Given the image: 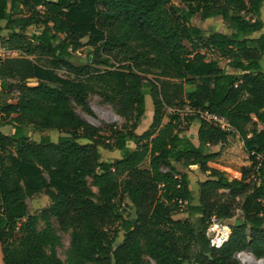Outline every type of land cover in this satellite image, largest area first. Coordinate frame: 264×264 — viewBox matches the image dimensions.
I'll use <instances>...</instances> for the list:
<instances>
[{
    "label": "trees",
    "instance_id": "1",
    "mask_svg": "<svg viewBox=\"0 0 264 264\" xmlns=\"http://www.w3.org/2000/svg\"><path fill=\"white\" fill-rule=\"evenodd\" d=\"M174 1L0 0V47L16 54L0 58V129H15L0 131V264H240L246 251L264 259V33L253 37L264 28V0ZM196 16L221 17L231 33L206 35L191 23ZM84 47L94 62L80 63ZM145 91L152 121L137 135ZM90 95L126 122L110 128L111 146L75 111L92 115ZM175 107L222 117L231 131L197 119L196 145L179 114L166 115ZM27 126L64 136L33 143ZM232 134L250 166L229 180L208 166L219 153L205 148ZM99 147L121 157L102 161ZM193 167L207 174L197 196ZM39 194L49 205L29 214L27 200ZM182 207L187 218L175 219ZM238 212L228 241L211 248L208 225ZM52 219L70 235L65 261Z\"/></svg>",
    "mask_w": 264,
    "mask_h": 264
},
{
    "label": "rangeland",
    "instance_id": "2",
    "mask_svg": "<svg viewBox=\"0 0 264 264\" xmlns=\"http://www.w3.org/2000/svg\"><path fill=\"white\" fill-rule=\"evenodd\" d=\"M174 5H179V2L176 0L173 2ZM260 20L264 22V8L262 11V14H260ZM191 23L196 26L198 29L205 32L206 35H210L212 33H220V34H227L229 35L231 33V30L228 27V23L225 22L221 17L208 19V20H202L198 16L194 17L191 20ZM4 22H0V25H3ZM264 24V23H263ZM2 28V27H0ZM34 29H29L27 34H30ZM264 33V28L257 34H255L253 37H257L260 34ZM7 37V31H1L0 32V40L5 39ZM86 42L85 40L83 41ZM6 57H16V54H9L7 51L4 50V48L0 47V58H6ZM209 59H216L219 62V66L225 70H230L226 66V61L218 59L216 56L209 55ZM97 58L93 54V49L90 47H84L80 51L79 61L80 63H87V62H94ZM263 72H264V56L261 60ZM101 68V67H98ZM102 69V68H101ZM59 75L61 77H66V73L64 70L59 72ZM149 80H152L153 77H149ZM28 85L34 86L36 85V81H28ZM187 88H191L190 86H187ZM146 92V106H147V112L145 117L141 120L138 127L135 129L134 133L137 135H141L143 132H145L152 121V106H151V100L150 97ZM88 106L90 108V111L92 115L86 114L80 107L75 106L76 113L86 122L90 123L91 125L100 128L101 129V135L104 136V142L109 144L111 146L113 140L112 138H109L110 136V128L118 129L125 127L126 122L117 115L116 108L114 106H111L109 104H105L103 100L98 95H90L87 100ZM178 111V113L176 112ZM174 113L179 114V117L181 119V128L184 129L186 127L187 130L183 132V135L191 137L194 141V143L197 145L196 140V130L198 127L197 119L193 116H190L188 112L185 109H182L181 107H175V108H168L166 109V115H172ZM167 119H164V122H166ZM4 126L0 129L2 134L11 136L15 133V129L8 125L7 122L3 123ZM130 126V125H127ZM24 133L28 137L30 142L33 143H39L43 138H46L49 141L55 142L59 137L64 136L63 133L57 132V131H44V132H38L34 130L31 126H27L24 128ZM229 142L230 144L226 143L227 146V152H225L224 159L219 160V157L223 153L224 147L219 146H209L205 148L206 153L214 152L219 153V157L215 159L212 163L214 169L219 170L220 172L225 173L226 177L229 180L237 179L236 178V171L240 172V166L242 163L248 161V155L244 152L242 143L238 140L237 136L235 134H232L229 136ZM228 139V138H227ZM81 143H86V141L82 140ZM241 143V144H240ZM130 149H134V146L132 144H129ZM98 151L101 155L102 161H114L116 159H119L121 157V154L119 151L115 149H105L103 147H99ZM178 170L184 172L185 170L181 168L180 166H177ZM207 174H202L197 168H191L189 169L188 176H189V184L190 188L193 191L194 195L197 196V184L200 181H203L206 178ZM241 175V174H240ZM95 190V189H93ZM193 204H196V201H194ZM49 205L48 198L43 195L39 194L34 196L33 198L27 200V206H28V213L29 214H38L43 208L47 207ZM182 213L175 216V219H181L184 220L187 218V214L185 213V207H182ZM241 219L240 212L237 213L236 217L230 220H224L223 222L228 224L229 226L235 225L237 221ZM51 224L53 228L56 231L57 236L60 238L61 245L56 249L57 256L62 260L65 261L67 257V253L69 250V244H70V235L67 233H63L59 230V227L55 220H51ZM121 239L119 238L117 242H119ZM246 254L242 255V253L238 254L236 256L237 261L240 264H264V261H256L255 259H250L249 256L251 253L249 251L244 252ZM252 256V255H251ZM147 264H155L154 261L147 259ZM189 264V263H184Z\"/></svg>",
    "mask_w": 264,
    "mask_h": 264
},
{
    "label": "built area",
    "instance_id": "3",
    "mask_svg": "<svg viewBox=\"0 0 264 264\" xmlns=\"http://www.w3.org/2000/svg\"><path fill=\"white\" fill-rule=\"evenodd\" d=\"M9 54H14L8 52ZM207 54V58H208ZM190 116L195 117L196 119L209 123L213 126L219 127L223 131H231L226 120L222 117L215 116L208 113L207 111L192 109L189 107H184ZM178 113V111H176ZM258 161H261V158H257ZM258 168V167H257ZM230 226L223 221L213 219L206 229V237L209 241V245L214 249H221L223 245L228 241L230 236Z\"/></svg>",
    "mask_w": 264,
    "mask_h": 264
},
{
    "label": "crops",
    "instance_id": "4",
    "mask_svg": "<svg viewBox=\"0 0 264 264\" xmlns=\"http://www.w3.org/2000/svg\"><path fill=\"white\" fill-rule=\"evenodd\" d=\"M263 8H264V6L262 7V11H263ZM262 11H261V14H262ZM263 21V20H262ZM264 23V22H263ZM264 25V24H263ZM5 26V22H4V24L3 25H0V27H4ZM3 32V31H2ZM227 71H229V70H227ZM263 74H264V72H263ZM32 81H35V80H32ZM185 136V135H184ZM196 136V135H195ZM186 137H188V136H186ZM191 138V137H190ZM229 138L230 137H228V139H227V143L228 144H230V142H229ZM241 144V143H240ZM242 145V144H241ZM217 146H219V147H224L223 148V153L221 154V156L219 157V160H221V159H224L225 158V156H224V154H225V152H227V144H225V145H217ZM207 147H209V146H207ZM212 147H215V146H212ZM213 165H215L214 163H209L208 164V166L210 167V168H213L214 169V167H213ZM250 166V163L248 162V161H246V162H244V163H242L241 164V166H240V170L242 169V168H248ZM217 170V169H216ZM235 174H236V178L237 179H240V177H241V175H240V172L239 171H236L235 172ZM207 179V175H206V178L204 179V180H206ZM203 180V181H204ZM197 191V190H196Z\"/></svg>",
    "mask_w": 264,
    "mask_h": 264
},
{
    "label": "bare ground",
    "instance_id": "5",
    "mask_svg": "<svg viewBox=\"0 0 264 264\" xmlns=\"http://www.w3.org/2000/svg\"><path fill=\"white\" fill-rule=\"evenodd\" d=\"M244 254H246V253H242L241 256L244 255ZM249 258H250V259H253V260L255 259V258H254L253 256H251V255L249 256ZM255 260H256V261H264V259H261V260H257V259H255Z\"/></svg>",
    "mask_w": 264,
    "mask_h": 264
}]
</instances>
